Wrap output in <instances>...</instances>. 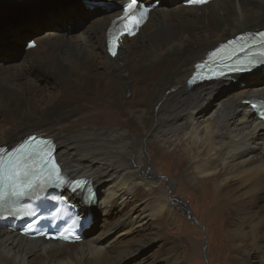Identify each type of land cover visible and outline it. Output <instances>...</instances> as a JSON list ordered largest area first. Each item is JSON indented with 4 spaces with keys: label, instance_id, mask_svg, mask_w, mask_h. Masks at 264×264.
Here are the masks:
<instances>
[{
    "label": "bare ground",
    "instance_id": "1",
    "mask_svg": "<svg viewBox=\"0 0 264 264\" xmlns=\"http://www.w3.org/2000/svg\"><path fill=\"white\" fill-rule=\"evenodd\" d=\"M48 1L0 0V16ZM126 1L68 0L0 30V146L31 133L51 138L63 171L89 179L96 191L94 200L68 196L79 215L91 217L82 241H45L0 227V264H145L147 253H139L163 242L155 229L173 225L175 209H183L176 184L199 191L206 181L214 205L229 211L233 263L262 258L264 123L242 100L263 97L264 70L199 84L188 79L217 45L264 29V0H159L111 57L106 32ZM68 19L84 23L77 34L46 26ZM30 36L37 46L26 43V55L5 65L4 56ZM95 218L104 223L98 231ZM177 248L151 253V264H185Z\"/></svg>",
    "mask_w": 264,
    "mask_h": 264
},
{
    "label": "rangeland",
    "instance_id": "2",
    "mask_svg": "<svg viewBox=\"0 0 264 264\" xmlns=\"http://www.w3.org/2000/svg\"><path fill=\"white\" fill-rule=\"evenodd\" d=\"M56 1L57 0H50L43 3V5L41 6L32 8L30 11L28 10L25 12L13 13L9 17L4 18L3 21H0V30L10 24L19 23L30 16H37V14L43 15V13H45V10H42V8L44 7H47V9H58L62 5V7H66V2L68 0H59V3L54 5ZM155 1L160 2L159 0ZM169 3V10L170 7L175 8L174 3L172 5H169ZM99 5L102 6L103 3H100ZM110 8L112 9L114 7L112 6ZM89 14L90 12H88V15H86L87 18L85 19L84 23H86L90 19L91 15ZM46 20L50 21L48 20V18ZM80 22L81 19L73 21L68 19L66 21L58 22L54 25H51L52 23L48 22L50 24H47L46 26H48L49 30L63 32L71 35L77 34L79 29L82 28L84 23L80 24ZM34 40H36L35 37H28V39L22 45L18 46L9 55L4 56L3 63L7 65L19 61L23 56L26 55V43L28 45V41ZM40 53L41 51L38 52V54ZM191 88L193 87L185 86L186 90ZM128 95L129 94H125V97L128 98ZM155 162L158 167H162L161 162L158 159H155ZM169 174L170 173L166 171L165 174L161 175V178H163L164 181H167L170 177ZM200 188L199 191H193L183 185H179V183L176 184V192L179 193L178 197L180 199V202L183 204V209H175L174 212L176 213L178 218L177 220L173 221L174 226L169 225L168 227H160L158 229H155V235L159 234L163 242L159 249H157L155 245H152L149 248L148 252L145 248L141 251V253H139L138 258L143 257L147 253L148 257L145 256V264H151L154 259V253L161 255L165 251L167 252L171 250L173 247H178L177 249L179 250L180 255L185 257L186 259L185 264H234V244L232 241L233 234H231L229 231L231 226L228 218L229 211H222L220 210V207L217 208V206L214 205L215 200L211 199V196L208 195L211 191L210 188H212V184L210 181H206ZM199 195L201 197H199ZM257 205L261 209L264 205V201H257ZM262 213L263 212H261V214ZM103 226L104 223H102V218H95L94 223H92V230L98 231L102 229ZM89 228L90 227H88V229ZM257 236L258 238H260L259 244L264 247V230L261 229L258 232ZM187 238L190 239V242L189 240H187ZM194 245L199 247L201 246V251H199V253L193 252V254L191 252L193 248L195 249ZM190 252L193 255L190 254ZM249 262H251V264H264V253L262 255V258L257 257L254 260L250 259ZM128 264H130V262H128Z\"/></svg>",
    "mask_w": 264,
    "mask_h": 264
},
{
    "label": "snow or ice",
    "instance_id": "3",
    "mask_svg": "<svg viewBox=\"0 0 264 264\" xmlns=\"http://www.w3.org/2000/svg\"><path fill=\"white\" fill-rule=\"evenodd\" d=\"M193 3H202L205 2V0H192ZM137 4V0H132L131 3H129L125 9V17L128 16L129 12L134 10L135 6ZM147 11V9H143L140 12L139 18L134 19L132 21V29H129L128 34H134L133 29L138 26L139 20L144 18V13ZM123 31V29H121ZM109 44H110V51L113 55H115L114 51V43H113V37L112 34H109ZM34 46V45H33ZM264 55V53H262ZM198 71L200 70V66H197ZM35 140V138H33ZM51 171L53 173H56L57 176L59 175V171L55 163L52 164ZM3 175V163L0 162V176ZM35 182L32 179L28 178L27 173H23V177L21 173H19L15 168L11 169L10 174L8 176V182L7 187H0V200L4 199L6 196H23L27 193L28 190L34 189Z\"/></svg>",
    "mask_w": 264,
    "mask_h": 264
},
{
    "label": "water",
    "instance_id": "4",
    "mask_svg": "<svg viewBox=\"0 0 264 264\" xmlns=\"http://www.w3.org/2000/svg\"><path fill=\"white\" fill-rule=\"evenodd\" d=\"M183 2H185V1H183ZM4 18H5V16H0V21H3ZM28 42H29V41H28ZM256 71H257V69L255 70V69L252 68V69H249L248 71L243 72V73L240 74V75L248 76V75H251V74L256 73Z\"/></svg>",
    "mask_w": 264,
    "mask_h": 264
}]
</instances>
